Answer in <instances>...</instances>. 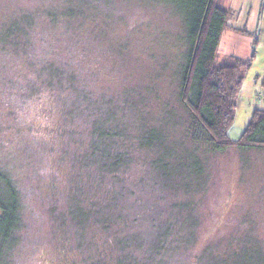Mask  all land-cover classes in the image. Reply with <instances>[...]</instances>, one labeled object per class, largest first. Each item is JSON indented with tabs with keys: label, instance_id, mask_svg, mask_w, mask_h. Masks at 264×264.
Listing matches in <instances>:
<instances>
[{
	"label": "rangeland",
	"instance_id": "1",
	"mask_svg": "<svg viewBox=\"0 0 264 264\" xmlns=\"http://www.w3.org/2000/svg\"><path fill=\"white\" fill-rule=\"evenodd\" d=\"M57 1L0 0V161L8 163L19 183L24 221L12 264H61L63 252L72 255L77 264L82 258L74 249L77 236L72 228L58 233L50 208H65L74 172L64 153V147L72 151L74 142L70 138L63 141L60 131L72 126L85 137L89 119L80 116L65 121L61 104L70 102L72 95L62 89L54 93L44 86L37 67L51 61L66 70L74 69L93 97L106 93L121 104L125 95L140 91L141 97H148L144 110L153 115L163 99H168L176 112L187 115L173 73V67L183 59L185 31L170 8L144 5L140 0H114L92 8L94 3L86 7L63 0L60 8L77 12L73 17L62 13L53 18L47 8ZM218 1L231 10L221 54L248 57L254 50L229 130L236 139L253 110L264 107V0ZM12 20L24 30L23 47L17 49L10 46L4 33ZM155 86L159 99L148 94H154ZM131 101L136 113L137 97ZM129 108L124 102L122 112L132 115ZM139 154L140 163L123 172L124 183L132 189L128 195L142 199L172 195L171 187L152 183L153 171L144 152ZM207 159L200 187L189 193L179 191L180 195H195L201 218L198 249L215 240L226 246L228 238L246 230L254 232L264 246V148L242 151L230 147L222 153H209ZM140 178L145 182L139 184ZM4 187L0 183V191ZM87 232L99 244L105 238L95 227ZM191 255L192 251L183 254L175 264H193Z\"/></svg>",
	"mask_w": 264,
	"mask_h": 264
},
{
	"label": "trees",
	"instance_id": "2",
	"mask_svg": "<svg viewBox=\"0 0 264 264\" xmlns=\"http://www.w3.org/2000/svg\"><path fill=\"white\" fill-rule=\"evenodd\" d=\"M61 1L49 5L47 11L53 18L62 13L73 17L77 11L60 8ZM68 1L86 7L94 3L93 8L114 0H64ZM140 1L170 8L183 25V59L177 68L172 67L178 99L187 115L176 112L168 99H163L159 112L153 115L144 110L147 96L141 97L140 91L125 95L121 104L106 93L93 97L74 69L66 70L51 61L37 67L44 86L54 93L62 89L72 95L70 102L61 104L65 121L73 122L80 116L89 119L85 137L72 126L60 131L63 141L70 138L75 145L72 151L64 147L74 170L66 206L50 208L58 233L72 228L77 236L74 249L82 253L81 264H175L190 251L193 264H264V246L250 230L228 238L226 246L215 240L198 249L201 218L195 195L179 194L180 190L189 193L200 187L209 153H222L230 147L242 151L264 148V107L253 110L239 137L229 135L254 50L248 57L221 54L231 10L218 0ZM4 33L10 46L23 47L24 30L16 20ZM261 85L264 89V75ZM157 88L148 94L159 99ZM134 96L139 102L136 113V104L131 101ZM124 102L134 111L132 115L122 112ZM139 151L144 152L143 158L153 171L152 183L171 187L172 195L150 194L154 195L150 200L128 195L132 189L124 183L123 172L140 163ZM143 182L140 178L138 183ZM0 183L5 186L0 191V264H12L24 226L23 201L17 178L4 161H0ZM90 227L105 235L101 244L87 232ZM63 254L61 264H77L72 255Z\"/></svg>",
	"mask_w": 264,
	"mask_h": 264
},
{
	"label": "crops",
	"instance_id": "3",
	"mask_svg": "<svg viewBox=\"0 0 264 264\" xmlns=\"http://www.w3.org/2000/svg\"><path fill=\"white\" fill-rule=\"evenodd\" d=\"M264 24V17H262V25ZM226 30V29H225ZM225 32V31H224ZM224 35V34H223ZM223 37V36H222ZM222 42V40H221ZM247 75V74H246ZM245 81V80H244ZM243 86V85H242ZM242 88V87H241ZM241 90V89H240ZM239 137V136H238Z\"/></svg>",
	"mask_w": 264,
	"mask_h": 264
}]
</instances>
